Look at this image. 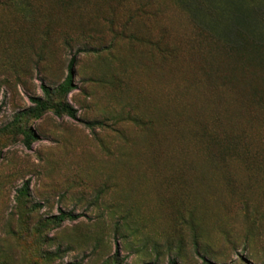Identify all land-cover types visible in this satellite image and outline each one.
<instances>
[{
  "label": "rangeland",
  "instance_id": "374dc122",
  "mask_svg": "<svg viewBox=\"0 0 264 264\" xmlns=\"http://www.w3.org/2000/svg\"><path fill=\"white\" fill-rule=\"evenodd\" d=\"M251 43L264 0H0V264H264Z\"/></svg>",
  "mask_w": 264,
  "mask_h": 264
},
{
  "label": "trees",
  "instance_id": "16d2710c",
  "mask_svg": "<svg viewBox=\"0 0 264 264\" xmlns=\"http://www.w3.org/2000/svg\"><path fill=\"white\" fill-rule=\"evenodd\" d=\"M238 36L239 33L236 32ZM249 49L246 52L250 59L255 64H261L264 61V50L262 46H256L254 43L248 44ZM75 61V55L71 56L68 66L67 74L64 80L58 84L55 88L50 89L49 87L41 84V90L44 95V99L39 97H29L31 105L17 112L13 116V121L15 124H19L23 118L37 117L43 111L51 109L55 115H66L70 118H75L76 110L67 103L63 98L64 96L74 87L72 82L73 65ZM19 127V126H18ZM20 134L22 135L21 142L24 147L29 148L32 140L35 139V135L26 128L20 129ZM25 183L20 189V194L25 193ZM73 218V216L68 212H59L57 215L49 217L50 221L59 224L65 219ZM205 261V260H204ZM206 262V261H205ZM172 263V262H171Z\"/></svg>",
  "mask_w": 264,
  "mask_h": 264
}]
</instances>
